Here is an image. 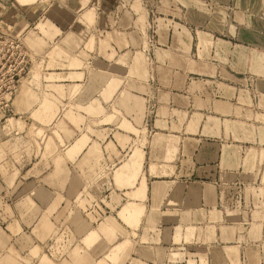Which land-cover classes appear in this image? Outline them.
I'll list each match as a JSON object with an SVG mask.
<instances>
[{"label": "crops", "instance_id": "0c3cea01", "mask_svg": "<svg viewBox=\"0 0 264 264\" xmlns=\"http://www.w3.org/2000/svg\"><path fill=\"white\" fill-rule=\"evenodd\" d=\"M155 8L188 13L177 34L157 26L162 65L145 67L140 51L125 68L102 52L64 135L0 136V264H264V0ZM194 48L229 67L191 79ZM95 205L99 223L85 211Z\"/></svg>", "mask_w": 264, "mask_h": 264}, {"label": "rangeland", "instance_id": "374dc122", "mask_svg": "<svg viewBox=\"0 0 264 264\" xmlns=\"http://www.w3.org/2000/svg\"><path fill=\"white\" fill-rule=\"evenodd\" d=\"M157 1L160 0H0V136L24 131L36 143L38 137L45 142L53 133L61 131L64 135L63 123L72 118L73 107H83L87 78L91 82L100 76L96 72L103 66L102 52L111 51L107 57L111 62L115 53L122 56L119 64L125 68L135 66L134 54L140 51L148 55L147 59L142 58L145 67L162 65L160 58L154 57L162 46L156 40L160 32L157 26L167 23L177 34L188 23V13L158 10ZM102 2L109 8L104 9ZM137 2L139 5H135ZM193 28L197 30L196 26ZM192 51L191 79L205 77L198 73L209 65L229 67V60L214 57L212 51V57L207 59L196 57L197 48ZM183 65L187 67V62L174 60V66ZM72 69L81 73H72ZM209 77L227 81L222 74ZM156 78L151 73L154 84ZM147 109L150 119L153 107ZM143 125L147 134L153 133L149 120ZM177 125L182 129L174 124V130L186 131L185 124ZM197 125H188L189 132H196ZM210 125L213 126L205 124ZM146 142L143 133L142 145ZM91 210L98 212L92 217L93 222L99 223L106 216L96 205L85 209ZM67 238L63 235L61 240L65 242Z\"/></svg>", "mask_w": 264, "mask_h": 264}]
</instances>
